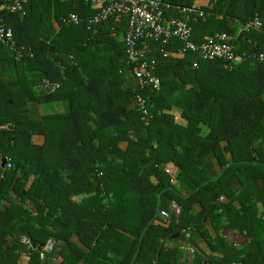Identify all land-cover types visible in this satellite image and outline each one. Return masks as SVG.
I'll list each match as a JSON object with an SVG mask.
<instances>
[{"label": "trees", "instance_id": "16d2710c", "mask_svg": "<svg viewBox=\"0 0 264 264\" xmlns=\"http://www.w3.org/2000/svg\"><path fill=\"white\" fill-rule=\"evenodd\" d=\"M3 1L0 20L12 29L22 54L17 60L12 51L18 87L0 80V127L7 126L0 129V158L12 165L0 181V199L14 196L18 202L0 210V264H53L51 252L41 259L33 250L20 262L22 237L39 246L50 240L60 244L54 264H177L179 251L167 243L190 228L211 251L222 230L237 232L251 245L220 261L196 254L191 264H264V216L257 208L258 201L264 203L262 65L246 61L228 69L211 60L193 68L195 55L188 51L178 61L162 59V51L182 49L177 39L166 46L152 43L160 89L138 92L151 116L144 129L134 102L137 91L124 84L131 67L117 37L125 33L126 19H110L93 35L88 20L98 9L84 0L31 1L23 15L10 13ZM162 1L190 9L195 0ZM197 9L204 18H188L195 44L225 33L233 36L237 55L264 52V0H216L211 8ZM69 15H76L79 25L65 24ZM52 19L59 29L44 42L41 25ZM255 19L262 29L244 27ZM42 79L59 87L38 93ZM30 101L63 102L65 110L33 117ZM173 105L182 109L186 127L166 112ZM200 124L210 129L206 137L200 136ZM35 135L43 137L41 145L32 143ZM185 150L192 156L185 157ZM210 154L219 168L213 178L203 167ZM167 162L178 169L187 195L170 184ZM79 196L80 202L72 201ZM168 202L180 211L164 220L160 211L168 210Z\"/></svg>", "mask_w": 264, "mask_h": 264}, {"label": "built area", "instance_id": "2783aa9c", "mask_svg": "<svg viewBox=\"0 0 264 264\" xmlns=\"http://www.w3.org/2000/svg\"><path fill=\"white\" fill-rule=\"evenodd\" d=\"M31 1L38 0H4L3 6L10 12L23 14L25 7ZM92 8L98 9V12L88 20V30L94 35L98 32L103 23L110 19L119 23L126 19L127 28L122 35L124 44V55L126 63L131 67L130 71L137 81V93L135 94V107L141 115L143 128L149 126L151 116L148 105L143 96L138 93L144 89L159 90L160 80L156 76L157 61L151 58L152 43H159L166 46L172 39H177L182 44V49L178 53L191 52L195 55L193 68H197L198 61L219 60L224 62L228 69L234 68L246 61H255L264 68V52L255 55H237L234 51L233 36L225 33L216 34L204 38L201 44H195L191 41L193 28L188 23V18L195 16L204 18V12L196 7L190 9L178 8L162 0H84ZM180 15L181 17H176ZM65 24L79 25L80 20L76 15H69L63 20ZM246 29H262L261 23L255 19L244 25ZM0 45L8 46L16 53L17 60L21 58L22 49L18 48L13 32L3 21L0 20ZM31 50L28 49V53ZM171 53L162 51L161 56L164 61L170 58ZM58 83H52L47 79L40 80L35 86V90L41 94H50L57 90ZM1 130H6L7 126H1ZM6 168L11 169L12 165L7 158ZM2 161V159H1ZM164 171L169 177L171 185L175 186L178 182V174L174 167L164 166ZM180 209L175 204L171 205L170 210H161L160 217L168 220L171 215L177 216ZM27 238L22 237L20 243L31 248ZM48 244V243H47ZM46 244V245H47ZM42 250L40 258L44 259Z\"/></svg>", "mask_w": 264, "mask_h": 264}, {"label": "crops", "instance_id": "0c3cea01", "mask_svg": "<svg viewBox=\"0 0 264 264\" xmlns=\"http://www.w3.org/2000/svg\"><path fill=\"white\" fill-rule=\"evenodd\" d=\"M215 1L216 0H195L193 6L196 8H198V7L211 8L214 5ZM24 13H25V10H24L23 14ZM41 26H42V28H41V39L44 42H48L57 33V31L59 29L58 24L53 19L50 21L44 22ZM112 35L115 37L117 36L114 33ZM122 35L117 37V38H120L122 40ZM170 53H171V55H170V58L168 59V61H178L184 55L183 53H178V51L177 52H170ZM14 58H15V55L8 46H5V45L0 46V80L4 81L6 84H8L12 88H17L18 87V81H17L15 68H14ZM102 66L108 67L109 66L108 61H103ZM124 84L126 87H129L132 90H135L137 88V81L133 77L130 70H128L124 75ZM28 109H29L31 116L38 118V117H41L43 115L62 113L65 110V104L63 102H52V103H47V104H38L34 101H30V102H28ZM166 112H168L169 114H171L173 116V120H174V123L176 125L181 126V127L187 126V121L182 117V109L179 106L173 105L171 107V109L169 111H166ZM199 129H200V136L201 137H206L210 132V129L204 124H200ZM140 134H141V137L144 139L147 137V131L146 130L142 131ZM32 143L34 145H41L43 143V137L39 136V135L33 136L32 137ZM120 147L125 148L126 144L123 143L120 145ZM192 154H193V152L191 150H185V152H184L185 157L192 156ZM227 158H229V156H227ZM1 163L2 162H1V158H0V166H1ZM166 165H168L170 167H174L177 171V174H178V169L171 162H167L165 164V166ZM203 167H204L205 171L207 172V174L211 178L217 176L219 168H218L217 163L213 159L212 154H210L205 159ZM1 168H2V172L0 173V181L2 180V178L4 176L3 175L4 172L6 170H9L8 168H6V166L4 168L1 166ZM175 188L182 195H187L189 193L187 187L182 185L179 181L175 185ZM257 196H258V194H257ZM79 197L81 199L83 198V196H79ZM79 197H73L72 200L75 202V200ZM9 201L17 202V201H15L14 196H12V197L7 196L6 199H0V210H6L9 206ZM220 201L221 202L224 201V197H221ZM173 204H175V203L174 202H168L166 204L168 206L167 209L170 210V207ZM257 208L259 211V216H261V217L264 216V203H262L261 201H258L257 202ZM210 233L213 235L212 231ZM234 234H237L240 238H242V240H244V242L250 244V241L247 238L239 235L237 232L229 231V230H222L219 232V235L217 237H213V244H214L216 249H215V251H211L209 249V247L207 246V244L201 239V237L199 236L197 231L190 228V229H186V230L181 231L180 234L178 235V239H172V241L168 242L167 245L170 247H175L178 249L179 254L176 256L177 264H191L195 255L196 254L202 255V253L209 260L220 261L227 256L233 255L242 247L246 248V245H248V244L240 245V244L231 243L228 238L230 235L234 236ZM222 242H224V244H226V249H224L222 247ZM250 247H251V245H250ZM20 248L25 249L26 252L20 253ZM59 248H60V244L55 242L52 249H46V251L44 252V254L46 252H51L49 259H50V262H52L53 264L57 262L56 255L59 251ZM248 248H246V249H248ZM30 250H32V249L27 248L20 243V246L18 247V254L20 256V262L24 263L27 260L29 254H30ZM183 251L188 252L189 255L187 257L183 256ZM108 256L111 258L120 259V256L113 253V252L108 253Z\"/></svg>", "mask_w": 264, "mask_h": 264}, {"label": "rangeland", "instance_id": "374dc122", "mask_svg": "<svg viewBox=\"0 0 264 264\" xmlns=\"http://www.w3.org/2000/svg\"><path fill=\"white\" fill-rule=\"evenodd\" d=\"M83 198H84V197H83ZM72 201H73V200H72ZM80 201H81V198H80V197L77 198V199L75 200V202H80ZM25 207H26V208H27L32 214H35V213H36L34 207H33L30 203H27ZM166 211H167V210H166ZM228 235H229V234H228ZM228 239L230 240L231 243H234V244H240V245H242V244H248V245H246V248L250 247V244L244 242V240H242V238H240L237 234H234V236L230 235ZM50 241H51V240H50ZM242 248H243V247H242ZM23 252H26L25 249H23V248L21 249V248H20V253H23ZM188 255H189L188 252L183 251V256H186V257H187Z\"/></svg>", "mask_w": 264, "mask_h": 264}, {"label": "water", "instance_id": "95a60500", "mask_svg": "<svg viewBox=\"0 0 264 264\" xmlns=\"http://www.w3.org/2000/svg\"><path fill=\"white\" fill-rule=\"evenodd\" d=\"M1 162H2V163H1V166L4 168V167L6 166V161H5V159H2ZM159 203H160V200H158V204H159ZM156 217H157V216H156ZM147 228H148V227H146L145 230L143 231V233H142V235H141V237H140V242L142 241L143 236H144V234H145ZM178 235H179V233H177V234L173 237V239H176V238L178 237ZM29 244H30V247H31V249H32L33 251H37V252L41 253L42 250H43L45 247H46L47 249H52L53 246H54V244H55V242H54L53 240H51L50 242H48L47 245H45V246H42V245L39 246L37 242L31 240V241H29Z\"/></svg>", "mask_w": 264, "mask_h": 264}]
</instances>
